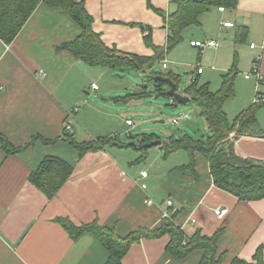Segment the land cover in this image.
I'll return each mask as SVG.
<instances>
[{"label": "crops", "instance_id": "0c3cea01", "mask_svg": "<svg viewBox=\"0 0 264 264\" xmlns=\"http://www.w3.org/2000/svg\"><path fill=\"white\" fill-rule=\"evenodd\" d=\"M177 2L84 0L94 20V31L108 48L147 58L155 56V48L166 49L167 18L177 11ZM219 9L214 7L201 15L196 29L185 36L192 26L187 27L183 36L192 48L200 50V60L206 49L215 51L210 69L215 74L220 72V89L224 74L234 66L239 71L245 59L253 64L263 53L264 0H238L235 9ZM224 22L234 25L225 27ZM241 28L247 35L238 41ZM80 32L67 14L42 3L11 44L0 39V134L11 148H23L8 154L0 141V264H105L108 251L92 233L72 238L60 220L78 228L96 223L126 237L137 230H157L175 214L176 225L187 237L198 231L212 237L223 230L218 249L225 254L224 264L236 257L253 261L260 248L264 259V199L241 201L218 188L209 161L202 154L196 153L194 164L187 167L190 159L186 152L164 158L161 143L153 159L149 150L145 161L135 163L141 152L133 147L112 146L80 157L79 151L64 140L67 122L72 126L68 133L80 144L116 136L121 127L111 105L126 103L115 100L125 96H105L108 89L97 84L105 77L107 67H90L70 51L60 49ZM209 40L219 45H191L192 41ZM170 55L167 53L159 63L163 68ZM200 60L198 78L205 75ZM199 67L203 69L201 74ZM260 72L264 76V55ZM214 80L208 74L203 83H209L212 90ZM255 86L264 92V80H257ZM183 95L189 97L185 90ZM126 120L130 119L126 118L125 124ZM258 120L264 129L261 117ZM230 138L239 157L264 162V137L238 136L234 132ZM46 157L60 158L73 168L52 199L30 179ZM148 162V167L139 168ZM142 171L148 173L147 178L141 177ZM144 183L145 190L141 187ZM148 199L154 205H147ZM168 200L174 202L172 211L166 205ZM217 208L229 210L224 219L215 215ZM165 211H170L169 218H164ZM169 242L168 236L142 239L132 245L123 262L199 264L201 252L177 259L167 252Z\"/></svg>", "mask_w": 264, "mask_h": 264}, {"label": "trees", "instance_id": "16d2710c", "mask_svg": "<svg viewBox=\"0 0 264 264\" xmlns=\"http://www.w3.org/2000/svg\"><path fill=\"white\" fill-rule=\"evenodd\" d=\"M42 3L51 8L60 9L81 29L80 35L74 41L63 44L60 49L70 51L78 60L90 67H107L112 70L133 69L146 75L148 82L154 86L156 94L148 92V86H138L140 90L115 99L128 103L143 99L148 93L172 100L168 95L170 86L166 79H171L179 85L180 76L172 72L168 74L155 72L154 68L165 60L167 53H171L183 42V31L187 27L200 24L201 15L210 12L214 7L235 9L238 0H178L177 11L167 18V47L166 49L155 48L156 54L151 58L108 48L100 35L94 31V20L87 12L84 0H0V39L7 45L11 44ZM246 35L247 31L241 28L236 38L240 41L241 37ZM147 41L152 46L149 37ZM238 74L239 71L235 66L224 74L221 88L217 92L210 89L209 83H201L199 78L194 79L185 89V93L206 120L209 130L206 138L194 139L191 135L184 134L181 137L171 136L167 140H162L156 134L142 133L133 137L129 133L132 142L127 144L116 137H99L94 142L80 144L65 130L64 140L79 151L80 157L88 152L105 150L112 146L133 147L141 152L140 158L135 163H141L147 159L149 148H144V145L162 141L164 158L184 151L190 159V165L187 167H191L195 162V154L200 153L209 161L211 175L218 188L241 201H260L264 199V162L239 157L230 136L236 132L238 136L264 137V129L261 128L257 116L258 110L264 107V103H254L233 121L229 120L224 106L236 95ZM176 103L173 101V105ZM0 141L8 154H16L23 149L11 148L1 134ZM72 172L73 168L64 160L46 157L30 179L36 188L52 199L67 182ZM175 215L166 220V223L157 230H137L126 237L117 236L113 230L103 228L96 223L78 228L70 221L60 220V222L72 238H77L85 232L92 233L108 251L109 256L105 264H124V258L133 244L142 239H157L164 236L170 238L167 252L174 258L184 259L199 251L202 253L199 264H224L225 254H220L218 249L223 230H219L212 237L203 235L201 231L196 232L192 237H187L176 225ZM229 264H264L262 249H258L253 261L236 257Z\"/></svg>", "mask_w": 264, "mask_h": 264}, {"label": "rangeland", "instance_id": "374dc122", "mask_svg": "<svg viewBox=\"0 0 264 264\" xmlns=\"http://www.w3.org/2000/svg\"><path fill=\"white\" fill-rule=\"evenodd\" d=\"M196 27L192 26L185 31V36L188 35L191 30H195ZM178 45L167 59L168 68L164 69L162 64H158L155 68V72L168 74L172 72L175 75L181 76L179 82V91L183 94L184 90L192 83L197 77L196 67L198 66L200 58V50L192 48L189 44V40H186ZM214 50L206 49L203 51L202 59L200 60V66L205 70V75L199 77L201 83L205 82V77L208 74H212L215 80L212 82V90L219 89V75L216 72L211 71L210 67L214 63ZM241 62V60H239ZM252 63H249L245 59V66L239 68V74L236 78V95L233 99L226 102L224 109L230 119L233 121L240 112L248 109L256 100L257 79L252 75ZM107 73L104 78H100L97 82L103 89H108L106 93L107 97L126 96L128 93H134L140 88L137 86H148V92L154 93V86L148 82L146 75L137 72L133 69L124 70H112L106 69ZM194 72V73H193ZM250 75L251 79L246 80L245 76ZM252 87V88H251ZM253 89V90H252ZM256 89V90H255ZM144 96L143 99L131 102V104L112 103V109L115 111L114 115L119 120L120 130L116 132L114 137L121 140L123 143H131L132 139L129 138L128 133H131L133 137L146 133L156 134L162 140H167L171 136L181 137L184 134H189L194 139L206 138L209 135L208 126L206 120L201 115L199 108L190 102L186 105L176 103L173 105V100H169L165 97H157V95ZM156 94V93H154ZM111 104V103H108ZM258 117H261L262 123H264V107L259 109ZM118 115V116H117ZM182 115H189L190 119H184L179 124H174L173 120L180 118ZM129 118L134 125L127 126L125 119ZM114 120V118H113ZM154 158L156 152L160 150V146H154L149 149ZM134 152V151H133ZM138 155L140 154L136 151ZM185 154V153H183ZM149 162L146 164L138 165L139 168L148 167Z\"/></svg>", "mask_w": 264, "mask_h": 264}, {"label": "built area", "instance_id": "2783aa9c", "mask_svg": "<svg viewBox=\"0 0 264 264\" xmlns=\"http://www.w3.org/2000/svg\"><path fill=\"white\" fill-rule=\"evenodd\" d=\"M220 11H224V8H220L219 9ZM223 25L225 27H233V23H230V22H224ZM191 45L193 47H197V48H206V47H217L219 44L218 42L214 41V40H209V41H206V42H200V41H192L191 42ZM252 48H255V44H252L251 45ZM264 55V50H263V53L261 55H258L254 62H253V65H252V75L258 80V83H261L263 80H264V76H262L261 72H260V62H261V59H262V56ZM164 68H167V64L164 63ZM203 72V69L202 68H198V73L201 74ZM43 76H45L46 74L43 73L42 74ZM246 79H250V75H246L245 76ZM92 87L94 89H98V85L97 84H92ZM255 103L257 104H263L264 103V94H261L259 91L256 92V100H255ZM184 119H190V116L189 115H182L180 118L178 119H174L173 120V123L174 124H179L182 120ZM126 124L128 126H133V122L131 120H126ZM65 130L67 132H70L72 131V126L69 122L66 123V126H65ZM141 177L142 178H147L148 177V173L146 171H142L140 173ZM142 189H146L147 188V184H142L141 185ZM147 205L149 206H152L154 205V201L151 200V199H148L146 201ZM166 205L168 208L172 209L175 207L174 206V202L173 200H168L166 202ZM174 212H176L174 210ZM229 210L227 208H217L215 209V215L219 218V219H224L226 217V215L228 214ZM164 218H169L170 217V211H165L164 212Z\"/></svg>", "mask_w": 264, "mask_h": 264}, {"label": "water", "instance_id": "95a60500", "mask_svg": "<svg viewBox=\"0 0 264 264\" xmlns=\"http://www.w3.org/2000/svg\"><path fill=\"white\" fill-rule=\"evenodd\" d=\"M166 82L170 86V90L168 91V95L173 101H176L178 104L186 105L190 103V98L187 96H184L182 93H180L178 85L175 84L171 79H166ZM161 141H154L148 145H144V148H151L153 146L161 145Z\"/></svg>", "mask_w": 264, "mask_h": 264}]
</instances>
